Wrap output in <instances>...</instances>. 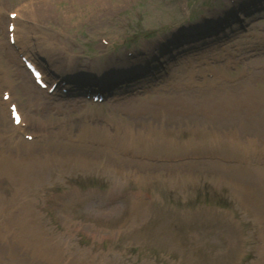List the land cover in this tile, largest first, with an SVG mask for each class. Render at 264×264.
Instances as JSON below:
<instances>
[{
  "label": "rangeland",
  "instance_id": "rangeland-1",
  "mask_svg": "<svg viewBox=\"0 0 264 264\" xmlns=\"http://www.w3.org/2000/svg\"><path fill=\"white\" fill-rule=\"evenodd\" d=\"M22 1H28L23 10L29 9L34 12L26 14L24 10L17 17L21 26L27 30L28 38L32 41V37L41 39L44 44L48 42L49 46H45L43 50V54L46 55L43 56L53 53L55 49L52 44H57L56 49L60 54L57 53L63 60H58V57H56L53 62L63 68H67L69 64L75 71L87 67L91 58L92 61L101 60L107 54L122 52L125 47L131 48L133 36L141 31L158 32L166 25H173L175 22L187 19H190L191 22H198L200 14L209 16L216 12L221 13L228 7L226 0H94V3L92 0L91 10L85 13L83 9L73 11V0H0L9 8ZM238 1L240 3L238 6H241V3L247 0ZM93 5L95 6L93 7ZM66 8L71 9L69 15L64 18ZM262 14V17L258 20L253 15L244 18L247 21L245 23L247 36L236 34L235 38L236 42L242 44L236 46L240 52L260 54V51L253 50V41L256 40V35L262 34L259 32V28H264V13ZM43 33L48 34L49 41H46L44 37L41 38ZM138 42H136V45L139 44ZM61 54L64 55V58ZM261 56L259 60H257V56L253 60L245 55L246 61L232 65L234 70L222 64L219 65L220 67L217 66L215 70H213L214 67H210L211 65L201 66L198 64L199 66L194 68L192 72L193 79L190 78L191 81L181 87L186 95L176 101L179 109H188V111L164 116L165 137H176L171 142L172 145L167 146L170 151H165L167 154L163 153L164 155L211 152L238 156V158L244 157L243 149L245 147L242 139L247 136L264 135V109H259L262 113L255 116L249 115L250 118L246 121L247 125L243 129V133L238 130L237 122L239 120L243 121L246 114L240 111L239 116L233 122H230L228 119H220L222 116L220 109H225L224 104L230 103L232 99L244 97V89L241 86H236V84H245V77H239V75L246 73L249 68H251L250 73L257 74L260 82L264 83V55ZM43 58L46 59V57ZM3 66L1 65V67ZM205 71H211L213 77H206ZM197 75L201 77L200 80L197 79ZM223 76L226 77V80L220 83ZM255 82L253 81L252 84H255ZM27 84L30 86V90L21 93V97L24 99V101L21 100L22 108H25L26 112L32 111L34 108L37 110L53 107V105L43 103L41 95L37 93L29 80ZM196 85L199 86L196 87ZM253 90L254 88L250 86L245 94H249L251 98L262 96L258 92L253 94ZM19 92H22V89L19 88ZM176 92L178 94L180 90L177 89ZM29 94L31 98H39L38 104L35 106V101H30V109L27 108L26 104V98ZM148 102L146 99H141L134 105L147 104ZM106 106L80 103L77 109L75 107L70 108L72 110L64 115L63 120L70 123V119L77 115L94 113L104 117L110 116L120 124L130 125L134 130L141 132H146L149 128H159L157 119L154 117L155 114L151 111L149 105L129 108L131 111L129 116H126L124 110L111 112L110 109L105 108ZM47 112L49 113V111ZM49 115L52 119H58L55 118L53 113H49ZM185 119L188 121L187 123ZM211 124L212 128L209 126ZM5 126L0 118V135L10 131ZM211 131L221 134V140L235 137L237 142L233 149L213 145L211 141L214 137ZM249 139L252 143H248L249 148L247 149L252 153L251 163H246L242 167L241 164L220 166L209 160L187 161V165H195L188 168H178L182 173H191L190 179L181 184L178 177L179 171L176 172L175 169L166 167L160 169L141 164L124 163V166L130 169L138 167L157 169L158 174L162 175L163 183L153 180L145 186H140L127 182L126 186L160 194L167 201L168 211L164 212L163 208L162 212L156 215L151 214L149 211L150 206L153 205L152 202L147 206H142L140 220L136 222V224L140 223L142 229L138 226L127 234L120 233L115 240L109 239L108 242L113 250L110 253L109 261L104 262V264H181L178 257L182 260L187 257V264H212L215 261V264H226L229 259L225 254V237L221 233L222 229L219 228L221 217L216 218V216H222L223 211L227 208L244 216L245 223L248 226L251 255L243 264H260L258 255L262 253L263 244L258 233L256 216L262 218L264 236V202H262V199L255 200L254 187L258 185L261 195L264 193V173H259L260 177H257L255 175L258 171L255 170L251 173L250 169H264V165H261L264 162H259L262 159H258L260 152H264V142L261 138ZM51 144L58 145L67 152L85 149L80 147L82 145L70 146L71 144L56 138L51 141ZM41 145L45 144L34 142L28 144L27 148H31L28 151L32 154L41 156L43 155V150L39 148ZM200 148L212 149L197 150ZM241 149L242 151H240ZM9 150L14 151V149H9V143L4 141L1 146V155H4L7 151L10 152ZM81 153H87L93 157L86 158L89 165L92 166L95 153L88 150ZM68 159V163H72L71 159ZM98 161L97 159L96 165H98ZM73 165L75 167L73 171L60 173L51 170L45 172L46 178L40 183L20 185L17 182L8 180L9 184L0 187V224L4 223L5 220H9V213L14 210L18 203L26 204L27 211L25 215L31 219L33 224L40 225L43 228V237L48 234L51 238H55L59 233H63L64 228L67 226H64L65 219L72 220L74 228L78 227L77 223L92 219L96 213L88 203L90 194L86 192L90 188H101L103 184H108L109 178L102 174L100 176L96 170H88L87 165L83 166L78 162L73 163ZM22 167V165L18 166V168ZM239 168H247L248 173L238 172L237 169ZM40 173H44V171L31 173L32 179L37 180ZM245 189L252 203V206L248 209L242 206L240 208L234 192H242ZM222 206L225 208H222ZM257 208H259V212H257ZM213 210L219 214L213 216L211 213ZM15 212L17 213L18 210H15ZM181 212L184 213V216L190 213V216H187L186 224L181 223ZM151 217H154V221ZM176 218L179 219V222H176ZM118 219V216H111L108 218V222L116 223ZM88 223L93 227L98 224V222H95L96 224L93 222ZM104 223L101 221V227L95 230L96 235L108 230ZM132 223L134 222L130 216L121 218L116 229L124 230L133 226ZM164 224H167V230L171 234L166 232L164 235ZM44 230L47 231L44 232ZM37 231L38 234L42 232L41 228H37ZM150 231H156V233L152 235L149 233ZM38 234L37 239L41 241ZM80 234L84 238L82 239L83 242H91V246H94L92 248L96 247L95 240L91 239L93 232L81 229V232H77V235ZM155 234L161 237L157 238ZM56 242L58 243V239H56ZM56 248L58 254L59 247ZM179 251H187L188 254ZM212 251H214V254L218 253L219 256L214 257V254L210 253ZM121 255L124 259H120ZM125 255L127 256L125 257ZM208 255L216 259H211ZM28 257L25 254V258ZM2 261L3 259H0V262Z\"/></svg>",
  "mask_w": 264,
  "mask_h": 264
},
{
  "label": "bare ground",
  "instance_id": "bare-ground-1",
  "mask_svg": "<svg viewBox=\"0 0 264 264\" xmlns=\"http://www.w3.org/2000/svg\"><path fill=\"white\" fill-rule=\"evenodd\" d=\"M92 3V0H73V11H77V9H83L84 12H88L89 10H91L90 8V4ZM94 3V0H93ZM95 5H93L94 7ZM30 7V6H29ZM71 8H66V13H65V17H67L69 15V11ZM25 10V9H24ZM22 10V11H24ZM82 11V10H81ZM21 12V11H20ZM23 13V12H22ZM26 14H32L34 12H31L29 9L25 10ZM24 15V13H23ZM96 16L98 17V15L96 14ZM90 17V16H89ZM210 19V18H208ZM206 26V24H202L201 27ZM203 31L206 30L204 28H201ZM25 30V29H24ZM20 29L16 26V28L14 29L13 33H14V38L16 40H20L22 43V48L21 50L25 52V45L28 42L27 39L24 37V40L22 39L21 35H20ZM44 37L46 41H49V36L48 34H44L43 36H41V38ZM38 40V48L40 49L39 54H35L33 53V57H35V59H39L38 57H42L43 54V50L45 48V46H49V44H47L48 42H46L45 44L41 42V39ZM175 42V41H174ZM177 44V43H176ZM57 46V44L55 45V47ZM182 49L175 48L174 50H171V52H174V57L178 56L180 51ZM39 51V50H38ZM200 54L202 56H205L204 52H200ZM44 57V56H43ZM48 57V55H47ZM126 58L122 57L121 60L125 61ZM130 61L131 57L129 58ZM115 61H113V64L118 65L120 64L119 58L114 59ZM132 62H126L124 65L133 63ZM189 62H190V58H188L187 60H185L184 64H180L177 63L175 66H179V67H183L185 68V70L189 67ZM51 63V62H50ZM70 63V62H69ZM191 63V62H190ZM53 64V63H51ZM57 71H64V69H62V67H60V69L58 67H56ZM67 70V71H66ZM65 70V76L68 75H72V71L73 68L68 64L67 68ZM23 71L21 72V79L19 80V82H24L25 83V87L24 90L29 89V87L27 86V81L23 76ZM63 73V72H62ZM7 74V73H6ZM119 76L116 78H111L112 81H117L119 79H121V77H123V74H118ZM87 79V84L89 85L90 82H92L91 84H93V82L97 81L95 80L96 76L93 75H88L87 77H85ZM6 80L8 78H5ZM97 79H99V77L97 76ZM99 81V80H98ZM18 82L19 86L20 83ZM12 87V85H11ZM89 88V87H88ZM264 97V93L262 95ZM224 108L225 109H220V112L222 114V116L220 117L221 120L223 119H228L230 122H233V120L235 118H237L239 116L240 111H253L254 109H242L240 101L237 99H233L231 100L230 103H225L224 104ZM164 118V117H162ZM212 125V124H211ZM67 129L69 127H66ZM99 133H102L101 131H99ZM94 132L92 131V133L90 132V138L93 137ZM218 136V135H217ZM106 138L108 140L111 139V137L109 136H103L102 138ZM6 139L10 142V140H12L9 137H6ZM231 140V139H230ZM234 139H232L231 141H233ZM231 141H227V142H223L222 144H224V146H226L229 149H233V143ZM135 142H140V139L136 138ZM142 142H146V140H142ZM19 146V142H15L14 148H17ZM19 155H12V154H6L2 157L1 161H0V174L11 178L13 180H15L16 182H18L20 185L26 184V183H33L35 182V180H33L30 177V173L33 170H44V169H50V168H63V167H68L71 168L73 166V163H80V164H85L86 163V159L85 158H91V156L89 154L86 153H81L80 151H75V152H63V151H51V153L45 157V159L43 161H40L39 158L37 156L32 155L31 152H29L27 149H23L21 150L19 153ZM18 156V157H17ZM70 158L72 163L68 164L66 162V160ZM23 164V168H18V166ZM87 164V163H86ZM97 170V169H96ZM100 170V169H98ZM102 172L105 173V170ZM111 173L113 174H109V176L111 178H113L112 182L114 183V178H117L120 174H115L114 172L111 171ZM264 173V172H261ZM191 173H182L181 171L178 172V177L180 180L185 181L187 179H190ZM260 187L259 186H255V190L254 193L256 194L257 198H260ZM245 191L242 192V200L241 203L242 205L246 206V207H250L249 203L251 202L250 200L247 202V198L244 197L245 195ZM20 212L24 215V211H23V207H20ZM140 214V212L138 210H135L134 215L138 216ZM21 216L18 220L19 225H23L19 226L18 229L20 230V232H14L12 233L13 235V239H14V246L18 247L20 251L23 252H28L31 251L33 252L35 255L39 256V257H48L51 258L52 257V253L50 252V250L48 248L45 247V245L43 244H36L33 242L32 238L30 237V232L34 233L32 230L35 229L33 227H31L25 220L24 216ZM258 218H256L257 220ZM11 227V226H9ZM5 231V229H4ZM9 230L5 231L6 234ZM260 232V230H259ZM3 237V236H2ZM41 242V241H40ZM12 244V243H11ZM264 245V244H263ZM8 246L5 245V248H7ZM10 247H12V245H10ZM42 254H40L41 252ZM1 253V252H0ZM3 253L7 254L9 257L11 258H18L19 255L15 254L13 252H11V250L8 249H4ZM260 264H264V251L262 252V256L259 260ZM21 264V262L19 263Z\"/></svg>",
  "mask_w": 264,
  "mask_h": 264
}]
</instances>
